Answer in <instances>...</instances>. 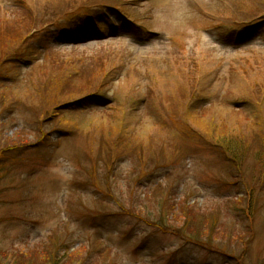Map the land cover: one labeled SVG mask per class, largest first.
Here are the masks:
<instances>
[{"label":"rangeland","instance_id":"374dc122","mask_svg":"<svg viewBox=\"0 0 264 264\" xmlns=\"http://www.w3.org/2000/svg\"><path fill=\"white\" fill-rule=\"evenodd\" d=\"M240 1L0 0V264H264V0ZM82 5L105 36L67 43Z\"/></svg>","mask_w":264,"mask_h":264},{"label":"trees","instance_id":"16d2710c","mask_svg":"<svg viewBox=\"0 0 264 264\" xmlns=\"http://www.w3.org/2000/svg\"><path fill=\"white\" fill-rule=\"evenodd\" d=\"M7 21V20H6ZM20 21V27H21V25L23 24V22L21 21V20H19ZM3 23V25L5 24L4 22H2ZM15 23H17V20L15 21ZM8 25V24H7ZM31 29V27L29 28V29H27L26 31L28 32L29 30ZM1 38V37H0ZM6 51V50H5ZM4 51V57L6 58L7 57V53ZM60 110V109H59ZM58 110V111H59ZM163 191V193H164V190H163V188L162 189H159L158 191ZM156 195H158V197L159 196H161L162 194H158V193H156ZM165 195V194H164ZM172 196H174V194L172 195H170L169 194V197H164V196H162V198L159 200V202L157 203V204H159V206L160 207H162V209L163 210H165V213H166V215L164 216V217H162L160 220H158V225H160V224H162L163 222H166V223H170V221H172V219H173V217H174V215L173 214H171V210L169 211L168 210V208H169V203H170V201H168V199L170 200V197H172ZM146 201H148V202H150L151 204H152V197H148V199L146 200ZM182 204H185V202H181ZM149 207V209H150V205L148 206ZM182 207V205L180 206V208ZM186 207V206H185ZM173 210V209H172ZM165 218H167V220H169V221H165ZM171 219V220H170ZM183 223H184V225H183V227L184 228H189L191 225H192V223H193V217H191L190 215L189 216H187V218H185L184 220H183ZM50 246H52V245H50ZM53 247V246H52ZM49 247H47V249L46 250H44L45 251V253L46 254H48L49 253ZM52 253V252H51ZM51 253H49V257H50V259H51V261L52 260H54V259H52V255H51ZM36 256V255H35ZM34 256V257H35ZM34 257H31V260H30V262H34ZM51 261H47V264H52V262Z\"/></svg>","mask_w":264,"mask_h":264},{"label":"bare ground","instance_id":"6f19581e","mask_svg":"<svg viewBox=\"0 0 264 264\" xmlns=\"http://www.w3.org/2000/svg\"><path fill=\"white\" fill-rule=\"evenodd\" d=\"M156 3H159L160 5H164L167 0H154Z\"/></svg>","mask_w":264,"mask_h":264}]
</instances>
